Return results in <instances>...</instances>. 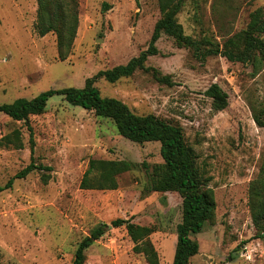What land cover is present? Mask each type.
I'll use <instances>...</instances> for the list:
<instances>
[{"label":"rangeland","instance_id":"rangeland-1","mask_svg":"<svg viewBox=\"0 0 264 264\" xmlns=\"http://www.w3.org/2000/svg\"><path fill=\"white\" fill-rule=\"evenodd\" d=\"M77 1V38L62 60L57 36L36 32L37 0H0V104L31 100L51 89L83 88L100 71L126 65L147 50L162 17L158 0ZM259 10L263 20L264 0H198V5L189 0L178 20L187 35L211 38L223 48L248 29ZM157 48L159 54L146 65L170 83L152 71H137L115 84L99 79L96 86L137 115L152 114L181 127L194 150L217 207L214 220L194 237L200 251L192 264H264V237H258L249 205L250 184L264 156V128L255 121L264 109V61L199 60L167 35ZM213 85L228 95L223 110L207 94ZM14 131L24 147H0V187L32 161L51 171L33 172L0 193V264H71L80 242L99 227L105 235L86 251L85 264H147L134 252L126 228L112 227L117 219L154 228L150 240L160 264H173L182 197L146 190L150 174L164 164L160 143L125 139L113 120L63 97L52 98L45 113L28 122L0 114V140ZM93 159L129 161L134 168L118 178L117 189H83ZM43 174L50 176L48 183Z\"/></svg>","mask_w":264,"mask_h":264},{"label":"trees","instance_id":"trees-1","mask_svg":"<svg viewBox=\"0 0 264 264\" xmlns=\"http://www.w3.org/2000/svg\"><path fill=\"white\" fill-rule=\"evenodd\" d=\"M189 0H158L161 19L157 22L147 50L132 58L126 65L100 71L88 78L83 88H65L43 92L29 100L20 98L13 103L0 104V114L18 122H28L31 116L45 113L49 101L54 97H63L75 107L94 111L97 116L114 121L120 135L136 144L158 142L161 144V156L164 164L156 166L157 172L150 174L151 182L147 191L166 193L177 192L182 197V221L177 226L178 242L173 264H192L191 259L199 254L200 246L194 237L203 232L216 214V200L213 190L206 189L203 177L196 163L194 150L186 143L181 127L173 125L155 115H137L124 102L104 97L96 86L99 79L115 84L122 79L132 77L137 71L153 72L160 82L170 83L168 76L150 67V57L159 54L157 43L162 35L172 38L179 48L192 50L199 60L211 56H222L230 62L260 63L264 61V19L261 11L253 15L247 30L226 41L223 48L211 38L196 40L185 33L178 15ZM198 5V0H193ZM36 32L41 37L48 34L57 36L59 55L67 59L72 51L79 29V4L77 0H37ZM207 94L214 100L218 110L228 105V95L218 85H213ZM257 125L264 128V109L255 115ZM31 150L34 153L35 142L31 133ZM0 147L22 149L24 142L19 131H14L0 140ZM129 161L96 160L89 162L81 182L83 189H117L118 178L132 171ZM36 171H51L43 165L32 163L11 178L0 193L11 189L14 182L24 179ZM151 172V170H149ZM50 176L43 174L48 183ZM249 205L253 221L258 229V237H264V156L258 177L251 182ZM113 228L125 227L134 243V252L143 255L147 264H160V258L150 236L155 229L132 223L130 220L117 219L111 223ZM105 235V228L99 227L90 236L84 238L75 253L71 264H85L86 251Z\"/></svg>","mask_w":264,"mask_h":264}]
</instances>
